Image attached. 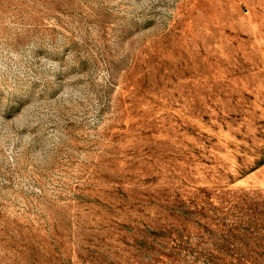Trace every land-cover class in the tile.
<instances>
[{
  "label": "rangeland",
  "instance_id": "rangeland-1",
  "mask_svg": "<svg viewBox=\"0 0 264 264\" xmlns=\"http://www.w3.org/2000/svg\"><path fill=\"white\" fill-rule=\"evenodd\" d=\"M0 264H264V0H0Z\"/></svg>",
  "mask_w": 264,
  "mask_h": 264
}]
</instances>
